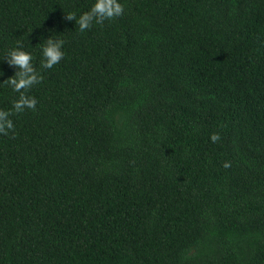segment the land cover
<instances>
[{"label": "trees", "instance_id": "trees-1", "mask_svg": "<svg viewBox=\"0 0 264 264\" xmlns=\"http://www.w3.org/2000/svg\"><path fill=\"white\" fill-rule=\"evenodd\" d=\"M121 2L81 32L94 0H0V108L9 49L43 76L0 134V264H264V0Z\"/></svg>", "mask_w": 264, "mask_h": 264}, {"label": "clouds", "instance_id": "clouds-1", "mask_svg": "<svg viewBox=\"0 0 264 264\" xmlns=\"http://www.w3.org/2000/svg\"><path fill=\"white\" fill-rule=\"evenodd\" d=\"M124 5L121 0H94L90 9L82 12L78 19L74 13L66 14V19L75 20L79 30L84 32L94 24L102 25L105 20H111L122 15ZM41 46V69L52 68L58 64L65 55V41L57 36L49 35L44 38ZM3 60L15 69L14 74L3 80L14 92L19 93L17 99L13 100L11 108H0V134L7 135L14 130V114L22 113L25 109L35 110L37 98L28 94L29 90L43 79L41 71L37 70L32 60V53L22 46H15L8 50ZM212 142L220 139L218 133L210 137ZM228 164H225L227 167Z\"/></svg>", "mask_w": 264, "mask_h": 264}]
</instances>
